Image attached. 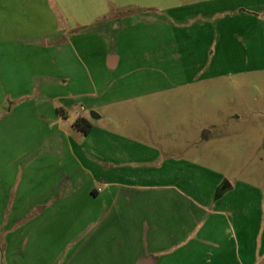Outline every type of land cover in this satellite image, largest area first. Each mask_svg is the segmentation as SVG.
<instances>
[{"label": "rangeland", "instance_id": "374dc122", "mask_svg": "<svg viewBox=\"0 0 264 264\" xmlns=\"http://www.w3.org/2000/svg\"><path fill=\"white\" fill-rule=\"evenodd\" d=\"M137 244L264 264V0H0V264Z\"/></svg>", "mask_w": 264, "mask_h": 264}, {"label": "crops", "instance_id": "0c3cea01", "mask_svg": "<svg viewBox=\"0 0 264 264\" xmlns=\"http://www.w3.org/2000/svg\"><path fill=\"white\" fill-rule=\"evenodd\" d=\"M52 43H55L53 41H51L50 43H48L46 40L40 38L38 40H34L30 41L31 46L33 47V50H47V48H50L49 45H51ZM124 60H122V55L120 54H115V53H107L104 55V59H103V63H104V68H106L107 70L110 71H116L119 69V67L121 66L122 62ZM84 111V108H81V111ZM80 118H85L83 115L79 116ZM94 121H91L92 123V127L94 126V122L96 118H93ZM92 130V128H91ZM90 130V131H91ZM89 134V133H88ZM225 187V188H223ZM230 187L229 183H226L224 186L221 187V192H225V189ZM92 193L97 196L98 192H95L94 190H92ZM111 202H113L112 200H110ZM40 205V204H39ZM43 208H41L40 212L41 214H44L47 207L50 206L49 203H45V205H42ZM107 217V215L102 216V219ZM121 236H125V238H133V234L130 235L125 233L124 235ZM133 246V245H132ZM137 249L134 247V249L132 250V252H129L130 249L132 247H129L128 249H125L122 247V250H124V253L131 255V260H128V264H160V260L161 258H159V256L157 255V253L159 252L160 248H156L153 249V247H147L145 248L144 244L139 245L137 244ZM159 247V246H157ZM164 254V253H163ZM170 253L167 251V253H165L164 258H169ZM127 259L128 255H127ZM169 261V260H168Z\"/></svg>", "mask_w": 264, "mask_h": 264}, {"label": "trees", "instance_id": "16d2710c", "mask_svg": "<svg viewBox=\"0 0 264 264\" xmlns=\"http://www.w3.org/2000/svg\"><path fill=\"white\" fill-rule=\"evenodd\" d=\"M74 126L85 133H88L92 128V124L85 118H78L75 121Z\"/></svg>", "mask_w": 264, "mask_h": 264}, {"label": "clouds", "instance_id": "9594fccd", "mask_svg": "<svg viewBox=\"0 0 264 264\" xmlns=\"http://www.w3.org/2000/svg\"><path fill=\"white\" fill-rule=\"evenodd\" d=\"M233 86H235V81H233ZM84 115H85V117H87V113H85ZM68 116H69L68 122L69 123H72V122H74L78 118L79 113L69 112ZM89 122H91V121H89Z\"/></svg>", "mask_w": 264, "mask_h": 264}, {"label": "water", "instance_id": "95a60500", "mask_svg": "<svg viewBox=\"0 0 264 264\" xmlns=\"http://www.w3.org/2000/svg\"><path fill=\"white\" fill-rule=\"evenodd\" d=\"M92 117H97V115H95L94 113H92ZM223 188H225V187H223Z\"/></svg>", "mask_w": 264, "mask_h": 264}]
</instances>
